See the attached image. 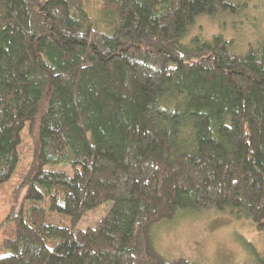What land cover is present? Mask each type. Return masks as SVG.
<instances>
[{
    "label": "trees",
    "instance_id": "1",
    "mask_svg": "<svg viewBox=\"0 0 264 264\" xmlns=\"http://www.w3.org/2000/svg\"><path fill=\"white\" fill-rule=\"evenodd\" d=\"M87 1L0 0V264H204L150 228L205 209L264 233V32L187 36L250 0Z\"/></svg>",
    "mask_w": 264,
    "mask_h": 264
},
{
    "label": "rangeland",
    "instance_id": "2",
    "mask_svg": "<svg viewBox=\"0 0 264 264\" xmlns=\"http://www.w3.org/2000/svg\"><path fill=\"white\" fill-rule=\"evenodd\" d=\"M86 9L103 26L92 0L87 1ZM218 32L232 38L239 50L248 41L256 43L264 32V0H250L231 14L199 16L189 27L187 36L207 38ZM109 205L110 202L103 203L87 211L77 226L81 228L98 219ZM150 238L166 259L184 256L204 264H256L255 256L264 250V233L250 220L232 218L214 209L178 213L171 220L155 222L150 228Z\"/></svg>",
    "mask_w": 264,
    "mask_h": 264
}]
</instances>
